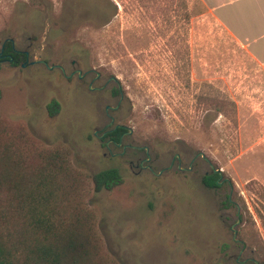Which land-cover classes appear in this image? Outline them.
Here are the masks:
<instances>
[{
    "label": "rangeland",
    "instance_id": "1",
    "mask_svg": "<svg viewBox=\"0 0 264 264\" xmlns=\"http://www.w3.org/2000/svg\"><path fill=\"white\" fill-rule=\"evenodd\" d=\"M7 38L48 66L0 63V151L16 149L25 170L46 151L65 155L80 192L69 194L64 216L79 201L98 264L264 255V63L201 0H0V46ZM74 69L87 73L68 76ZM111 76L122 87L108 112L127 129L122 143L146 146L159 174L135 165L143 149L119 154L101 136L117 82L88 86ZM210 163L225 179L219 188L200 182ZM108 167L123 182L94 191L89 175ZM227 193L241 218L222 205ZM237 217L240 242L230 229Z\"/></svg>",
    "mask_w": 264,
    "mask_h": 264
},
{
    "label": "trees",
    "instance_id": "2",
    "mask_svg": "<svg viewBox=\"0 0 264 264\" xmlns=\"http://www.w3.org/2000/svg\"><path fill=\"white\" fill-rule=\"evenodd\" d=\"M5 49L11 52L8 41ZM12 56L10 63L16 65L25 54L15 51ZM121 90L122 87H116L114 93L118 95ZM59 109L54 98L46 104L51 117ZM124 129L118 126L103 138L115 133L113 138L117 141ZM0 152V264H98L93 235L79 217L84 211L79 201L72 206L75 216L68 221L64 216L69 194L73 198L80 192V183L70 173L65 155L58 149L46 151L39 165H28L25 170L23 161L12 156L16 149L5 145ZM89 179L96 192L110 190L123 182L115 167L101 169L89 175ZM219 180L218 173L211 169L200 176L201 184L209 189L219 188ZM222 205H234L236 214H240V207L229 193L224 195ZM259 254L260 262L264 263V255Z\"/></svg>",
    "mask_w": 264,
    "mask_h": 264
},
{
    "label": "crops",
    "instance_id": "3",
    "mask_svg": "<svg viewBox=\"0 0 264 264\" xmlns=\"http://www.w3.org/2000/svg\"><path fill=\"white\" fill-rule=\"evenodd\" d=\"M239 41H248L264 63V0H201Z\"/></svg>",
    "mask_w": 264,
    "mask_h": 264
},
{
    "label": "flooded vegetation",
    "instance_id": "4",
    "mask_svg": "<svg viewBox=\"0 0 264 264\" xmlns=\"http://www.w3.org/2000/svg\"><path fill=\"white\" fill-rule=\"evenodd\" d=\"M7 41L10 43L11 52H10V51H7V50L5 49V43H6ZM15 51H23L24 54H25L24 59L21 60V61H19V64H20L21 66H24V65H26V64L33 63V62L37 61V60H31V61H29V60H28V59H29V53H28V51H27V50H17V49L14 47V41H13V39H8V38H7V39H5V40L2 42V44H1V46H0V63H1V62H4V61H8V62L12 61V60H13L12 52H15ZM73 71L76 72V73H78V72L76 71V69H74ZM73 71H72V72H73ZM86 73H87V71L84 72V73H82L81 75H85ZM96 76H98V74H97ZM110 81H115V82H117V87H120V84L118 83V81H116L115 79H112V76L109 77V78L105 81V83H104L103 85L106 86V85L108 84V82H110ZM118 84H119V85H118ZM103 88H104V87H103ZM121 97H122V91H120V93H119L118 106H119V103L121 102ZM118 106H117V107H118ZM112 124H113V123H112ZM112 124H111V125H105V126L103 127L104 130H103L102 133H101V136H102V137H103L107 132H109V131H111V130L117 128L118 126H122V127H124L123 125L118 124V123L113 124V125H112ZM126 132H127V129H124L123 131H121L120 134H119V136H118V140H117V141L114 140L113 137L115 136V133H113V134H112V137H108V138L105 140V144H106V142H108V143H112L113 145L117 146L116 143H117V142H120V145H119V146H121V151L119 152V154L123 153L127 148H128V149H131V150H141V149H143V150L145 151V153H146L147 156H146L145 158H142L140 161H137V162L135 163V165L138 166V167H140V168H147V169L152 170V169H151V166L149 165L150 158H149L148 150L145 149V146H139V145H134V144H123V143H122V141H123V137H124V135H125ZM106 146H107V145H106ZM177 155H178V154L175 155V156L177 157V159H178L177 168L180 169V168L178 167V166H180V165H179V157H178ZM173 160H174V159L171 160V163H170V165H169L168 167H170V166L172 165ZM130 162L132 163V161H130ZM211 170H212V169H211ZM218 177H219V179H220V180L218 181L219 183H222V182L225 180L224 178H222V174H221V175L218 174ZM221 178H222V179H221ZM226 181L229 183V180H228V179H227ZM237 216H238V215H237ZM242 251H243V248L241 249L240 252H242ZM249 260H252V261H253V264H264V263H261L259 259H250V258H246V259L242 260L241 263L245 264V263H247Z\"/></svg>",
    "mask_w": 264,
    "mask_h": 264
},
{
    "label": "water",
    "instance_id": "5",
    "mask_svg": "<svg viewBox=\"0 0 264 264\" xmlns=\"http://www.w3.org/2000/svg\"><path fill=\"white\" fill-rule=\"evenodd\" d=\"M37 61H40V62L44 63L46 66H48L47 63L44 60H37ZM53 66H58L62 71H64V68L62 66H60V65H53ZM76 71L78 72L79 77H80L81 76L80 69H76ZM73 73H74V71L71 72L68 76L72 75ZM112 79H115L116 80V77L112 76ZM103 87H104V85H101L99 87H92L89 84V86H88L89 89H102ZM117 106L113 107V106H110V105H106L105 106V112H106V114L109 115V113H108L109 112V109H115V108H117ZM109 117H110V120H109V122L106 125H111L113 123V121H114V117L112 115H109ZM106 145H108V142H106ZM116 145L119 146L120 145V142H117ZM145 149H147L146 146H145ZM198 154L201 155V157H204V154L202 152H199ZM190 166H191V164L189 165V168H190ZM178 167L181 168L180 166H178ZM210 167H211V169H212L213 172H217L219 175H221V170L214 168L211 163H210ZM168 168L169 167L167 166L166 169H168ZM151 171L153 173H155V174H159L161 172V170L158 171V172H154L153 170H151ZM237 215H239V212H237ZM239 222H240V219L237 218L236 221L234 223H232L231 226H230V229L232 230L233 240L238 241V242H240V240L236 237V234H237L236 226L239 224Z\"/></svg>",
    "mask_w": 264,
    "mask_h": 264
}]
</instances>
